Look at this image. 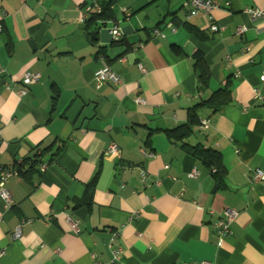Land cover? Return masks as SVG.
Returning a JSON list of instances; mask_svg holds the SVG:
<instances>
[{
    "label": "crops",
    "instance_id": "0c3cea01",
    "mask_svg": "<svg viewBox=\"0 0 264 264\" xmlns=\"http://www.w3.org/2000/svg\"><path fill=\"white\" fill-rule=\"evenodd\" d=\"M187 1L119 0L103 27L125 31L105 43L84 28L96 0H0V174L12 193L0 194V264H264V16L245 11L264 0H215L192 17ZM104 66L121 82L97 87ZM27 72L40 80L24 86ZM219 89L230 102L200 106L210 126L191 141L221 151L222 185L174 131ZM43 148L46 170L25 175ZM228 208L238 214L221 235Z\"/></svg>",
    "mask_w": 264,
    "mask_h": 264
},
{
    "label": "trees",
    "instance_id": "16d2710c",
    "mask_svg": "<svg viewBox=\"0 0 264 264\" xmlns=\"http://www.w3.org/2000/svg\"><path fill=\"white\" fill-rule=\"evenodd\" d=\"M118 1L119 0H96L94 6H92V8L90 7V10L87 11L89 12V15L84 23V28L88 31L91 28H95V31H97L99 28L106 25V22L115 21L114 5ZM88 33L90 34V32ZM119 39H121V37L118 38V40ZM101 50L102 49H99L98 53L103 52V50ZM195 66L198 73L199 88H208L211 75L207 62L203 57H199L195 62ZM230 100V93L227 89H219L215 91L207 100L190 107L188 121L176 127L174 130L175 136L178 138L181 147L210 169L213 172L217 183L220 185L225 183V175L227 173L221 151L217 148L205 146L202 142L193 143L191 140L197 135V129L200 130V123L204 119L198 117V108L206 104H212L217 106V108H221L223 105L229 103ZM47 150L48 148H43L40 152L37 151L35 157L32 158L33 161L25 164L27 166V169L24 171L25 175L31 173L35 169H40V164L44 162L40 155H43ZM22 166L18 165L17 171L21 170ZM92 193V188L89 187V191L87 192L88 201L91 200Z\"/></svg>",
    "mask_w": 264,
    "mask_h": 264
},
{
    "label": "built area",
    "instance_id": "2783aa9c",
    "mask_svg": "<svg viewBox=\"0 0 264 264\" xmlns=\"http://www.w3.org/2000/svg\"><path fill=\"white\" fill-rule=\"evenodd\" d=\"M188 5H189V10L187 13V16L192 17L196 16L199 14H205L208 16H211V12L213 9L217 8L219 6V3L215 0H188ZM90 8H87V11H89ZM245 11L249 14H251L254 17H260L264 16V8H253V7H247ZM84 20V18H83ZM167 29L169 32H176L177 27L172 23L169 22L167 24ZM210 29L214 32L218 31L220 27L212 22ZM1 30V27H0ZM246 30L245 26H241L237 29L238 33H242ZM111 33L115 38H120L122 36V31L119 27L115 26L114 28L111 29ZM154 35L160 36L162 38H165L167 36L166 33L162 32L160 28H155L153 31ZM141 71L145 72L144 67L139 64ZM0 71H2L1 66H0ZM41 78V73L40 72H35V73H30L27 72L24 77H23V84L24 86H28L34 82H37ZM260 80L264 81V72L260 75ZM95 81H96V86L101 87L102 85L108 83V82H113V83H120L121 82V77L120 75L115 72L113 69H111L109 66H104L100 68L98 71L95 72ZM17 93L19 95L25 94L26 89L25 88H20L17 90ZM256 97H260L261 93L256 90ZM142 101V100H141ZM200 126L202 129H207L210 126V120L208 118H204L202 122L200 123ZM108 152L111 153L112 155H116L119 153L120 149L116 143H111L109 147L107 148ZM41 170L45 171L47 168V164H42L41 165ZM11 174V172H6L3 171L0 174V194L1 196L5 199L7 203L11 202L12 200V193L10 190H8L4 186V181L6 178ZM198 174V171L195 169L191 175L196 176ZM254 180L255 181H262L264 180V173L261 170H256L254 174ZM237 210L228 208L224 212V216H222L219 221L217 222V228L219 230V233L221 235L228 234L230 232V225L232 221L237 217ZM72 225L75 226V223H72ZM117 253L115 252V257H117ZM201 264H207L205 262H202Z\"/></svg>",
    "mask_w": 264,
    "mask_h": 264
},
{
    "label": "water",
    "instance_id": "95a60500",
    "mask_svg": "<svg viewBox=\"0 0 264 264\" xmlns=\"http://www.w3.org/2000/svg\"><path fill=\"white\" fill-rule=\"evenodd\" d=\"M122 32L125 31V28L121 30ZM100 35V38L102 42L110 43L112 42L113 35L111 33V28L101 27L97 31L90 32V35L95 38V40L98 39L97 35Z\"/></svg>",
    "mask_w": 264,
    "mask_h": 264
}]
</instances>
